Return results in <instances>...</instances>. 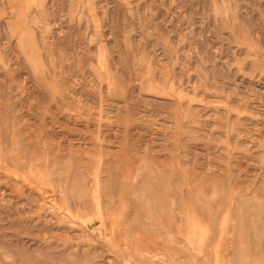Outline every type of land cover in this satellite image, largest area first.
I'll return each instance as SVG.
<instances>
[{"label":"rangeland","instance_id":"1","mask_svg":"<svg viewBox=\"0 0 264 264\" xmlns=\"http://www.w3.org/2000/svg\"><path fill=\"white\" fill-rule=\"evenodd\" d=\"M0 264H264V0H0Z\"/></svg>","mask_w":264,"mask_h":264}]
</instances>
